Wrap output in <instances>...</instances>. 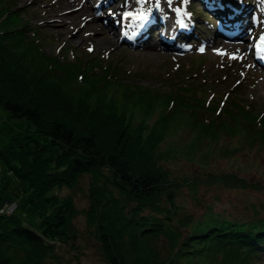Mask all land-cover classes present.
Returning a JSON list of instances; mask_svg holds the SVG:
<instances>
[{
  "label": "trees",
  "instance_id": "16d2710c",
  "mask_svg": "<svg viewBox=\"0 0 264 264\" xmlns=\"http://www.w3.org/2000/svg\"><path fill=\"white\" fill-rule=\"evenodd\" d=\"M34 33L16 1L0 0V106L33 125L0 146V204L9 199L4 190L23 203L21 213L17 203L0 214V264L59 262L54 243L74 237L79 210L70 194L53 188L73 187L84 173L86 221L107 264H259L264 216L182 211L180 182L163 160L172 147L208 156L213 151L204 148L225 147L229 137L238 141L233 150L263 148L264 110L239 90L207 91L177 71L152 85L127 80L116 63L66 61L43 51ZM182 129L189 134L175 143ZM229 176L236 185L257 183ZM196 181L184 183L195 189Z\"/></svg>",
  "mask_w": 264,
  "mask_h": 264
},
{
  "label": "rangeland",
  "instance_id": "374dc122",
  "mask_svg": "<svg viewBox=\"0 0 264 264\" xmlns=\"http://www.w3.org/2000/svg\"><path fill=\"white\" fill-rule=\"evenodd\" d=\"M5 1L9 5L16 1L21 18L29 22L30 26L35 29L33 35L40 39L41 47L47 54L59 55L66 61H76L80 58L89 61L92 57V59H99L106 63H116L117 71L125 72L123 76L127 80L142 84L160 85L164 76L177 71L181 80L188 83L204 84L203 88L207 91L211 88L212 91L221 94L234 89L239 90L236 91V95L250 99L256 111L264 110V64L258 63L260 58L264 63V52L257 49L260 37L264 36V0H171V3L169 0L160 2L151 0V5L156 1L155 6L161 5V3L164 7H167V3L172 6L168 7L167 11L157 14V20L155 17L152 22L154 29L150 32L148 28H142L143 22L131 23V14L130 20L122 19L124 23H117L116 31L118 33L123 31L122 35L130 39V42H126L124 37L117 39L119 36L115 27H111L113 32H110V25H108L109 27L104 26L101 19L110 16L107 15L110 13L125 18L133 8V2L138 8L140 3L147 2L145 0H125L126 4L123 3L124 0H120V3L114 0L111 3H114L116 10L108 4L110 0H99V2L98 0H88L89 11L94 16L103 11L102 15H99L101 18L93 21L88 20L85 16L83 18V15H86L85 12L76 21H71L69 27L60 24L61 18L59 17L44 18L42 15L43 9L55 11L57 6L65 0ZM105 1L107 3L104 9L102 6ZM221 2H224L226 6L228 3L233 6L227 8ZM95 5L96 7H94ZM202 6L207 13L202 12ZM74 7L73 2L71 8L74 9ZM221 7L226 12L237 15L226 17L227 13L224 12L225 17L220 18L218 10H221ZM233 7L236 8L233 10ZM123 10L128 12L126 16L122 15ZM165 12L168 14L165 15ZM136 13L134 12V15ZM178 14L186 19L178 24L185 23L186 26H189L183 28L189 31L192 38L174 42V35L167 31L170 24H166V30H161V22L166 20L168 23L175 24L177 18L180 17ZM154 15L148 21H153ZM115 17L117 19V16ZM85 18L87 26L84 29H79L78 25ZM218 21L219 23L224 21L226 24H224L226 28L224 35L218 31ZM215 22L218 23L217 27H215ZM145 25L148 26L147 23ZM58 27L61 30H58ZM134 27L143 29L145 32L141 34L140 39L129 36V32ZM100 28L104 29L106 37L101 38ZM237 28H241L243 38L229 39L225 37L227 31L237 32ZM109 32L112 38H108ZM159 34L160 38L163 37L164 40L171 37L172 44L179 43V47L166 46L161 43ZM211 38L222 39L229 46L232 45L231 43L237 45L228 48L216 47V43H208L211 42ZM238 41L242 42L237 43ZM204 42H206L205 47ZM27 130H33L31 123L27 122L24 117L10 116L0 106V146L5 144L12 135ZM187 134L189 133L185 129L179 130L172 140L175 143L182 142L183 137ZM38 137L41 141L47 139L44 134H39ZM228 137H221L218 141L219 145H226ZM229 140L230 143L225 147L204 148V151H213L208 156L202 152L197 153L196 156L194 154L185 156L178 148L172 147L173 151L170 150V154H172L163 160L164 164L172 170L173 176L180 182L176 200L182 211L192 213L197 217L207 211H217L227 217L240 219H247L255 213L264 216V207L262 208V205L264 206V188L261 186L264 183V147L249 149L248 145L244 143L242 147L233 150L238 141L233 137H229ZM0 164L2 168V163ZM231 172L244 177L247 181H257V183L254 187L252 186L253 188L242 184H233L226 179V177H230ZM1 175L0 173L2 182ZM187 179L197 180L195 189L184 183ZM88 183L89 174L84 173L73 187L53 188V192L58 196L70 194L79 212L72 219L74 237L55 241V252L59 262L54 261L51 264H107L101 255L94 229L87 223L84 213L88 204ZM1 195L9 199L14 197L9 190L2 191ZM16 201L18 206L15 211L21 213L23 209L21 197H16ZM258 262L264 264V252L260 254Z\"/></svg>",
  "mask_w": 264,
  "mask_h": 264
},
{
  "label": "bare ground",
  "instance_id": "6f19581e",
  "mask_svg": "<svg viewBox=\"0 0 264 264\" xmlns=\"http://www.w3.org/2000/svg\"><path fill=\"white\" fill-rule=\"evenodd\" d=\"M40 1V0H39ZM87 1L88 0H65V1H62L61 3H60V5L59 6H61V7H59V6H57L58 8H57V10H55V11H51V10H46V8L45 9H43V14L42 15H44V18H46V17H52V18H54V17H59V18H61V21L59 22L60 24H62V25H65L64 27H69V25L71 24L70 22L71 21H76L77 20V18L78 17H81L85 12H86V15L84 14L83 15V18H84V16L85 17H87V19L88 20H94V19H96L97 20V18H101V16H99L98 14L99 13H96L95 14V16L91 13V11H89L90 10V8H89V5H88V3H87ZM101 1H103V0H101ZM145 1H147L146 3H140L139 4V6H138V10H140V9H142L143 10V16L144 17H146V19L145 20H148L153 14H161L160 12H159V10L154 6V7H149V3H150V1L151 0H145ZM160 1H164V0H160ZM74 2V4H75V7H74V9L73 8H71V5H72V3ZM217 2V1H216ZM152 3V2H151ZM221 4H223L224 6H226V4L224 3V2H221ZM216 5V4H215ZM227 6H233V4H231V3H228L227 4ZM71 8V10H70V12H69V9ZM147 8V9H146ZM236 8V7H235ZM75 9H77V10H75ZM232 10V9H231ZM88 12V13H87ZM90 12V13H89ZM232 14V12H229V13H227L226 14V17L227 16H230ZM236 15V14H235ZM122 18L121 17H118L117 19L115 18V16H107V17H102V19H101V21L103 20V24H104V26H108V25H110V27L109 28H111V27H115V21L116 22H118V20H121ZM131 19H133L132 18V15H131ZM184 18L182 17V16H180L179 18H177V25H178V23H181V22H183L184 20H183ZM135 21H136V19H134ZM144 20V19H143ZM227 20V19H226ZM87 20H86V18L83 20V22H81L78 26H79V29H84L85 28V26H87V23H85ZM91 23V22H90ZM101 23V22H100ZM107 23V24H106ZM162 23V26H161V28H162V30L163 29H167V31H170L171 33H174L175 32V29H174V27H172V26H174V23H172V22H169L168 23V21H166V20H163V22H161ZM89 24V23H88ZM166 24H170V25H168V27L166 28L165 26H166ZM51 25H53V24H51ZM50 25V26H51ZM59 25V24H58ZM101 25V24H100ZM226 25V24H225ZM236 25V24H235ZM60 26V25H59ZM92 26V25H91ZM90 26V27H91ZM222 26H223V23H219V28H222ZM175 27H176V25H175ZM236 27V26H235ZM104 28V27H103ZM79 29H78V31H79ZM154 29V28H153ZM58 30H61V28H59L58 27ZM103 30L104 29H102V28H100V31H101V34H102V36H101V38H104V37H106V35H104V32H103ZM110 32H113V29L111 28V30H110ZM109 32V33H110ZM121 33V32H120ZM119 33V34H120ZM108 38H112V35H111V33H110V35L108 36ZM101 40V39H100ZM242 41H238L237 43H241ZM209 44H214V43H216L217 45H216V47H218V46H222V47H231V46H236L237 44L236 43H231L232 45L231 46H229V45H227L226 44V42H224L222 39H215V38H211V42H208ZM239 46V45H238ZM241 46V45H240Z\"/></svg>",
  "mask_w": 264,
  "mask_h": 264
},
{
  "label": "built area",
  "instance_id": "2783aa9c",
  "mask_svg": "<svg viewBox=\"0 0 264 264\" xmlns=\"http://www.w3.org/2000/svg\"><path fill=\"white\" fill-rule=\"evenodd\" d=\"M14 207H15V202H12V201H4L0 205V213L8 214V213H10L13 210Z\"/></svg>",
  "mask_w": 264,
  "mask_h": 264
},
{
  "label": "snow or ice",
  "instance_id": "6c2138e0",
  "mask_svg": "<svg viewBox=\"0 0 264 264\" xmlns=\"http://www.w3.org/2000/svg\"><path fill=\"white\" fill-rule=\"evenodd\" d=\"M169 3H171V0H169ZM139 19L143 20V19H145V17L143 15H141L139 17ZM257 49H258V51L264 52V36L260 37V44L257 45ZM233 58H236V57H233Z\"/></svg>",
  "mask_w": 264,
  "mask_h": 264
}]
</instances>
